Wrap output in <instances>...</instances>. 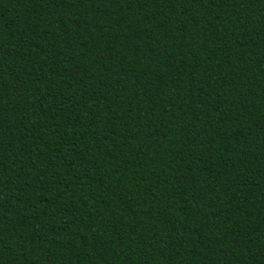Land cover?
<instances>
[{"label":"trees","instance_id":"16d2710c","mask_svg":"<svg viewBox=\"0 0 264 264\" xmlns=\"http://www.w3.org/2000/svg\"><path fill=\"white\" fill-rule=\"evenodd\" d=\"M0 264H264V0H0Z\"/></svg>","mask_w":264,"mask_h":264}]
</instances>
